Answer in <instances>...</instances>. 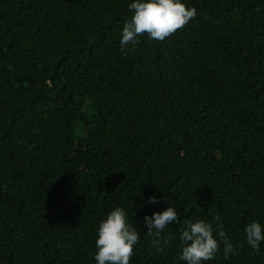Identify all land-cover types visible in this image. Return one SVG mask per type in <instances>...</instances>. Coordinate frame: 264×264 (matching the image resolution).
<instances>
[{"label": "trees", "instance_id": "1", "mask_svg": "<svg viewBox=\"0 0 264 264\" xmlns=\"http://www.w3.org/2000/svg\"><path fill=\"white\" fill-rule=\"evenodd\" d=\"M132 2L0 0V264H96L117 206L130 264H186L189 219L235 249L203 264H264L245 232L264 226V0H182L195 19L122 51Z\"/></svg>", "mask_w": 264, "mask_h": 264}, {"label": "clouds", "instance_id": "2", "mask_svg": "<svg viewBox=\"0 0 264 264\" xmlns=\"http://www.w3.org/2000/svg\"><path fill=\"white\" fill-rule=\"evenodd\" d=\"M128 8L133 15L125 22L121 31L122 51L130 43H138L137 37L143 34H147L150 39L163 41L183 29L197 15L196 8L187 7L182 0H133ZM149 199L152 204L158 202L156 197ZM214 219L219 221V217ZM177 220L178 214L172 206L154 212L151 216L145 215L147 235L158 237L167 225ZM186 224L180 237V259L186 264H203L204 261L213 260L221 244L226 258L235 251L222 223L216 225L215 235L213 225L204 220L189 219ZM245 232L248 244L259 253L260 243L264 241V226L252 221L246 226ZM138 240L139 234L129 224L125 210L115 207L98 226L95 240L96 264H130L134 245ZM153 243L160 247L158 239H154Z\"/></svg>", "mask_w": 264, "mask_h": 264}]
</instances>
